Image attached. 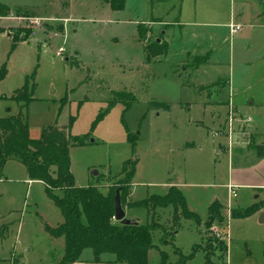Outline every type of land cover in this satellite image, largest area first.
I'll return each mask as SVG.
<instances>
[{"label": "rangeland", "instance_id": "obj_1", "mask_svg": "<svg viewBox=\"0 0 264 264\" xmlns=\"http://www.w3.org/2000/svg\"><path fill=\"white\" fill-rule=\"evenodd\" d=\"M2 2L21 11L0 17V29L4 30L0 33V70H7L0 81V118L22 113L36 139L49 126L70 130L72 138L80 142L70 148L75 185H98L112 198L124 177L125 163L136 160L133 195L129 189L122 205L127 217L139 219L141 224H157L152 231L155 247L149 251L147 264H160L161 252L168 254L165 264H176L180 254L192 256L185 264H205V252L194 248L205 246L213 241V234L220 233H226L228 253L224 260L228 264H264V223L259 221V210L243 218L233 217L235 212L264 205V187L257 186L262 182L254 173L259 168H255L252 152L240 153L254 148L258 140L254 135L251 139L249 134H238L234 136L238 142L230 148L223 136H212L227 116L228 99L220 93L226 83L223 80L228 78L234 80L240 111L250 114L264 132L263 19L250 26L243 0H127L119 11L105 0ZM260 2L263 6L264 0ZM212 5L219 7L222 22L233 15L235 22L243 25L240 33L241 29L231 36L229 27L187 24L186 36L198 39H185L194 43L187 49L198 56L207 48L214 49L216 65L196 72L197 57L193 54L183 59L181 43L175 46L179 53L147 61L145 43L138 32L140 24L150 27L148 41L154 42L164 38L167 27L157 23L191 22L197 12L202 13V7L211 9ZM29 10L37 16L30 17L26 14ZM10 29H30L32 33L12 50ZM76 60L79 66H72ZM33 74V100L12 99ZM214 81L209 89H199ZM114 91L136 96L129 110L124 111L123 103L109 108ZM218 98L223 107H217ZM155 102L169 107L159 108ZM102 112L106 114L99 118ZM70 117L75 120L69 127ZM130 134L139 138L136 144L131 143ZM259 135L264 140V134ZM190 143L196 146L187 148ZM2 171L0 264H60L64 239L52 237L45 225L57 227L64 217L45 184L29 181L27 169L18 160L6 162ZM235 182L238 196L229 207L227 188ZM171 185L181 190L188 210L202 221L208 219L216 196L225 223L208 229L187 217L181 207L148 210L134 206L152 195H166ZM57 194L63 195L62 191ZM203 237L208 239L202 243ZM220 256L217 252L214 260L219 261ZM100 258V262L94 261L92 250L86 249L76 264H118L112 254Z\"/></svg>", "mask_w": 264, "mask_h": 264}, {"label": "trees", "instance_id": "obj_2", "mask_svg": "<svg viewBox=\"0 0 264 264\" xmlns=\"http://www.w3.org/2000/svg\"><path fill=\"white\" fill-rule=\"evenodd\" d=\"M105 1L115 11L123 10L127 3V0ZM14 11L19 14L21 9L11 8L0 0V17H10ZM29 11H26V14L30 13V17L37 16L35 12ZM149 29V26L146 27L142 24L138 27L140 39L145 43L147 61L150 62L154 58L166 55L169 44L163 37L159 42H149L147 37ZM10 31L12 50L19 43L27 41L32 33L30 29H10ZM0 33H4V30L0 29ZM197 59L196 66L206 63L208 56H198ZM73 63L72 66H79V61L76 60ZM6 76L7 70L4 67L0 70V81ZM33 77L34 74L27 77L26 83L14 92L12 99L28 103L33 100L34 84L32 88L30 86V79ZM199 89H208V86L202 85ZM135 100L136 96L132 92L114 91L113 98L109 101V108L123 103L125 105L124 111H127ZM155 104L159 108L169 107L163 102H155ZM105 114L106 112L100 113L99 118ZM74 120V117H70L69 127ZM129 138L134 144L139 140V138L133 139L131 134ZM79 144L80 142L70 135V130L57 125L44 129L39 138H32L30 127L22 113L0 118V174L8 160H18L26 166L30 179L39 180L45 184L48 196L53 199L64 217V222L57 227L45 225L46 232L52 237L64 239V255L60 264L76 263L86 249L92 250L96 262L101 261V255L112 254L115 256L114 263L147 264L149 251L155 247L152 231L156 229L157 224L123 225L114 218L115 196L112 198L110 194L104 195L98 185L92 184L87 187L75 185L71 171L70 148ZM254 149L258 157H264V145H256ZM136 165V160H129L125 163L124 177L120 180V185L114 190L115 195L118 189L121 190L122 203L125 193L129 189L131 190ZM53 167H56V170H52ZM57 191H62L63 195L59 196ZM169 205H173L175 209L181 207L185 215L194 218L200 227L204 225L210 229L212 226H222L225 223L222 214L223 207L219 201L216 200L210 205L209 217L206 221H202L197 214L188 210L185 197L175 185L171 186L164 196L152 195L134 203L135 207H143L148 210ZM263 207L264 205L261 204L254 205L245 212L233 213V217L243 218L250 215L254 210L260 211ZM212 236L213 241L210 239L205 246L196 245L194 250L202 249L205 252V264H228L224 260L228 253L226 233H220V236L213 234ZM207 239L203 237L202 243L206 242ZM217 252H221L219 261L214 260ZM161 255L160 264H165L169 258L168 254L161 252ZM191 257L180 254V259L176 264H185Z\"/></svg>", "mask_w": 264, "mask_h": 264}, {"label": "crops", "instance_id": "obj_3", "mask_svg": "<svg viewBox=\"0 0 264 264\" xmlns=\"http://www.w3.org/2000/svg\"><path fill=\"white\" fill-rule=\"evenodd\" d=\"M1 1H5V0H1ZM4 3V2H3ZM107 3V2H106ZM244 5H245V10L246 12L244 13V15H247V22L248 23H251L250 26L254 27V23H259L260 20L263 19L264 21V11H263V6L261 5V2L260 0H243L242 2ZM213 7L211 9H204V7H202V13L198 14L197 12V15H195V18L193 21L191 22H184L186 24H184L183 22L179 21L177 23H168V22H160V23H157V25L159 27L163 26L166 27L165 29V35H164V38L166 39V41L168 42L169 44V49H168V53L165 55V56H168L169 54L172 55L173 52L175 53H179V51L176 49V45L178 43H181L183 44L182 48L185 49V51L183 52L185 55L183 57L186 58L187 56H192L194 54V56L198 57L199 54H195V53H192V51L190 49H187L189 47H191L194 43H190L188 44V40H185V39H191V37H187L186 34H187V31H186V26L187 24H193L195 26H201V27H213V28H216V27H226L230 29V26L232 24H235V25H241V30L238 32L240 33L242 30H243V25L240 24V23H236L235 22V19L233 17V15L230 17V20L229 21H225V22H222L220 20L221 18V14H220V9L219 7L216 8V6L212 5ZM250 13V14H249ZM249 14V15H248ZM184 16V7L181 8L180 10V17L183 18ZM67 19V18H66ZM166 25V26H165ZM7 33V32H6ZM237 32L233 35H230L231 36H235L238 34ZM9 34V33H7ZM198 39L195 38V37H192L191 39V42H195L197 41ZM204 43V42H203ZM206 48V47H204ZM214 49H210L208 50L205 49L204 51V54H200L202 55L201 57L203 56H208V61L204 64H201V65H198V66H194L193 68H195V71H200L201 69L203 68H206L208 65H216V62H214V60L212 59V55L214 53L213 51ZM174 55V54H173ZM155 61V59H154ZM185 70V69H184ZM220 80V79H219ZM218 81V80H217ZM217 81H214L208 85H205V84H202L203 86H210L211 84H214L216 83ZM225 83V85L221 88L223 92L220 93L221 96H226V98L228 99L227 102L228 104L226 105L227 109L229 107V104L231 103V105H233L237 111L243 115V116H250L252 118V121L250 123L247 124V128H246V133L249 134V136L251 137V139H253V135L254 137H256V139L258 140L256 145H264V140L262 139V137L259 135L257 136V134H264V132H260L259 131V128H258V124L257 123H254V118L249 114H246L244 115L240 109H239V106L236 104V95L235 93L237 92L235 89V85H234V80L232 78H228V80H223ZM209 89V88H208ZM207 90V89H206ZM228 90L227 93H225V91ZM205 91V89H204ZM225 93V94H224ZM215 100V98H214ZM216 102V100L214 101ZM217 103L219 105H217V107H223V105H221V101L220 99L218 98V101ZM253 104V103H252ZM251 104V105H252ZM218 107V108H219ZM228 111V110H227ZM226 111V112H227ZM217 110H216V107L215 109L213 110V113L216 114ZM16 115V114H15ZM31 134V132H30ZM31 137L36 139L35 137L32 136L31 134ZM39 138V137H37ZM215 139V138H214ZM196 144L194 143H190L187 148H191V147H195ZM249 151L252 152V155L254 157V163L256 164L255 168H259V170H254V173L255 175L259 176L260 177V180H261V184L260 185H257V186H260V187H264V157H258L257 156V153H256V150L254 148H248V149H244L242 152L240 153H248ZM222 151L219 150L218 153L220 154ZM238 152V151H236ZM12 160H8V162H10ZM24 165V164H23ZM25 166V165H24ZM26 168V166H25ZM27 169V168H26ZM28 174V173H27ZM2 176H3V171L2 173L0 174V181L2 180ZM27 179L29 181H35V180H32L30 179V177H28L27 175ZM42 182V181H41ZM254 183V182H253ZM173 184V183H172ZM231 184V183H230ZM237 186V189H238V185L237 183L235 182V184ZM169 186V185H168ZM172 186V185H171ZM170 186V187H171ZM244 186H256V185H248V184H244ZM169 187V189H170ZM228 189V188H227ZM237 194H238V190H237ZM133 195V191H132V187H131V196ZM238 196V195H237ZM216 201V196L215 198H213V201L211 202V204ZM263 210V208L261 209ZM261 210L259 212H261ZM64 254V253H63ZM83 254V253H82ZM104 255V254H103ZM82 256V255H81ZM81 258V257H80ZM80 260V259H79ZM79 260L77 262H79ZM76 264V263H74Z\"/></svg>", "mask_w": 264, "mask_h": 264}, {"label": "built area", "instance_id": "obj_4", "mask_svg": "<svg viewBox=\"0 0 264 264\" xmlns=\"http://www.w3.org/2000/svg\"><path fill=\"white\" fill-rule=\"evenodd\" d=\"M241 29V25H235L232 24L230 26V33L231 35L235 34L237 31H239ZM226 118L223 122V126L217 131H213L212 132V136L213 138L216 137H224L225 139H227L230 143L229 147L232 148L234 142H238V139L236 138V140H234V136L238 135V134H244L246 135V128H247V124L250 123L252 121V118L250 116H243L241 115L237 109L231 105V103L229 104L228 107V111L226 114ZM221 131V132H220ZM232 150V149H231ZM228 190H229V194H230V200H229V207L231 205V200L233 198L237 197V186L234 184H229L228 185Z\"/></svg>", "mask_w": 264, "mask_h": 264}, {"label": "water", "instance_id": "obj_5", "mask_svg": "<svg viewBox=\"0 0 264 264\" xmlns=\"http://www.w3.org/2000/svg\"><path fill=\"white\" fill-rule=\"evenodd\" d=\"M157 41L159 42L160 39H158ZM93 141L94 140H92V142ZM93 173L97 175L98 171H94ZM114 202H115V217L114 218L116 221L121 222L123 225H139L140 224L139 219L127 217V214L122 205L120 189L116 191ZM259 221L260 223H264V207H263V210H261L259 214Z\"/></svg>", "mask_w": 264, "mask_h": 264}]
</instances>
